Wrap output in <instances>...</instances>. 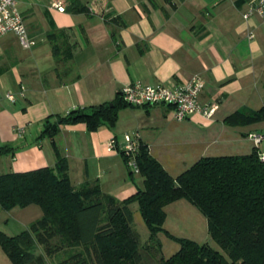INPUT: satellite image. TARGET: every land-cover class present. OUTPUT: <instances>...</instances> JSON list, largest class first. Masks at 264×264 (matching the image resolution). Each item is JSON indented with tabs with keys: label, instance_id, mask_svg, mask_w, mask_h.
<instances>
[{
	"label": "crops",
	"instance_id": "obj_1",
	"mask_svg": "<svg viewBox=\"0 0 264 264\" xmlns=\"http://www.w3.org/2000/svg\"><path fill=\"white\" fill-rule=\"evenodd\" d=\"M78 1L88 12H68V0H19L37 45L25 50L31 51L25 58L0 44V89L17 97L14 103L0 99V149H9L0 154V176L56 166L53 142L42 136L49 116L112 102L135 82L177 86L194 76L205 81L201 104L217 110L211 120L196 114L184 121L190 134L187 153L176 157L160 152L163 134L168 133L165 127L176 120L173 109H123L113 128L104 126L96 132H89L85 124L61 128L55 143L68 160L72 184L98 181L105 194L120 201L136 194L142 185H136L134 176L128 178L123 157L108 148L113 138L123 145L128 133L138 134L173 177L203 157L253 151L248 135L264 129V124L230 128L223 123L237 111L264 106V24L258 16L244 20L253 0ZM54 2L65 3L66 11L52 8ZM63 31L67 37L62 38ZM50 33H56L66 49L74 46L69 61L53 56ZM123 119L131 132L118 130ZM178 158L185 163L178 165L174 160ZM42 216L35 205L0 209V231L19 235ZM0 264H12L1 247Z\"/></svg>",
	"mask_w": 264,
	"mask_h": 264
},
{
	"label": "trees",
	"instance_id": "obj_2",
	"mask_svg": "<svg viewBox=\"0 0 264 264\" xmlns=\"http://www.w3.org/2000/svg\"><path fill=\"white\" fill-rule=\"evenodd\" d=\"M67 11L83 13L88 9L78 0H68ZM60 35L63 38L66 31ZM58 39L56 33L48 35L53 56L69 61L74 46L66 49ZM127 108L137 107L127 104L120 92L112 102L49 116L43 122L42 136L53 142L56 166L0 176V209L35 205L43 212L41 219L19 235L0 231V247L11 263L264 264V161L256 147L248 155L203 157L173 177L140 139L137 164L144 181L133 196L120 201L105 194L98 181L78 187L72 184L68 160L55 143L61 128L77 124H85L89 132L113 128L120 111ZM223 123L232 128L264 124V106L257 111H237ZM8 151L2 148L0 154ZM118 152L126 162L124 152ZM182 200L207 219L211 239L225 254L207 243L178 238L164 228L166 208ZM135 203L150 233L146 243L135 227L130 208ZM162 233L180 249L170 258L155 261L150 252L161 251Z\"/></svg>",
	"mask_w": 264,
	"mask_h": 264
},
{
	"label": "built area",
	"instance_id": "obj_3",
	"mask_svg": "<svg viewBox=\"0 0 264 264\" xmlns=\"http://www.w3.org/2000/svg\"><path fill=\"white\" fill-rule=\"evenodd\" d=\"M52 8L60 12L66 11L65 3L54 2ZM93 11V9H91ZM254 16L262 19L264 24V0H253L244 20L248 21ZM16 35L24 50L33 49L37 42L29 35L24 16L20 10L19 0H0V39L7 35ZM205 89V81L200 76H194L188 82L177 86L146 85L141 82L132 83L121 91L125 102L132 107L144 108L152 106H166L173 109L174 118L184 122L190 117L199 114L211 120L217 106H205L200 102V96ZM5 98L16 102V95L12 92H3L0 89V99ZM124 144L119 145L117 138H113L108 148L112 151H123L128 168L133 174L140 175L137 164V155L140 148L138 134H126ZM249 140L257 148L262 161H264V131L249 135ZM118 147V148H117Z\"/></svg>",
	"mask_w": 264,
	"mask_h": 264
},
{
	"label": "rangeland",
	"instance_id": "obj_4",
	"mask_svg": "<svg viewBox=\"0 0 264 264\" xmlns=\"http://www.w3.org/2000/svg\"><path fill=\"white\" fill-rule=\"evenodd\" d=\"M0 44L4 46H8L10 48V51L16 55L18 54L24 55L25 58H28L30 56L31 51H25L21 47L19 40H17L13 35H8L5 38H3L0 41ZM47 46L49 45L47 44ZM187 126H188L187 122H179L177 120H173L171 123L167 124L165 129L167 128L168 133L166 132L163 134L164 144H159L161 146L160 152L165 151V153H169L176 157H178L177 155H181L184 152L187 153V149L189 148V145L187 144L189 143V139H190L189 138L190 134L187 133V129H186ZM198 126L199 128L202 129V127H200L201 125ZM258 128L260 127L258 126ZM118 130L121 133L127 131L131 132L130 129L125 128V119H123L122 122L119 124ZM262 131H264V129H259V131L257 129L256 131H252L251 133H261ZM128 134L133 135L131 133ZM164 148L166 149L168 148V149L165 150ZM174 160L178 161V165H180V162L185 163L186 161V159H181V158ZM126 167L128 169V178H129L131 176V173L128 166ZM133 176L135 177L136 185L138 186L143 185L144 180L140 175L134 174ZM184 203H186V205ZM130 208L134 214L135 227L137 231L140 233L142 237V241L146 243L149 240L150 233L145 223L142 220L141 214L139 212V206L137 203H135ZM167 211H169L168 212L169 218L166 219L165 222L166 224L164 225V227L172 235L178 238H186L189 240H194L199 244L207 243L215 250L224 253L223 250L211 239L208 232L207 219L189 202L185 200L176 202L175 204L170 205L167 208ZM159 241L162 245L161 251L152 250L150 252L153 256L152 259H155V261H157V259L161 257L166 259L170 258L174 254H176L180 249V245L178 243L171 240L163 233L159 235Z\"/></svg>",
	"mask_w": 264,
	"mask_h": 264
}]
</instances>
